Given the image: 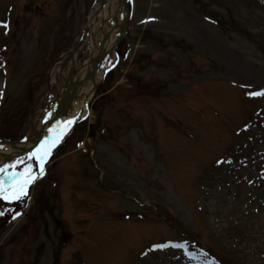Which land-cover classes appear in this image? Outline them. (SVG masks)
<instances>
[{
    "label": "rangeland",
    "instance_id": "1",
    "mask_svg": "<svg viewBox=\"0 0 264 264\" xmlns=\"http://www.w3.org/2000/svg\"><path fill=\"white\" fill-rule=\"evenodd\" d=\"M106 1L0 0V153L116 44L86 119L1 169L37 178L0 200V264H264V0H126L120 42Z\"/></svg>",
    "mask_w": 264,
    "mask_h": 264
},
{
    "label": "bare ground",
    "instance_id": "2",
    "mask_svg": "<svg viewBox=\"0 0 264 264\" xmlns=\"http://www.w3.org/2000/svg\"><path fill=\"white\" fill-rule=\"evenodd\" d=\"M121 12L124 14V6L122 3V0H107L97 11L94 18L91 20V25L89 28L94 27V23L98 22H106L109 18H115L117 23V28L120 27V22L118 21V13ZM116 28V29H117ZM102 41V47L100 50H96L92 53L91 58L88 60V62L85 64L84 68L79 72L76 80L78 82H82L86 79H88L87 83L84 85L78 84L73 87L71 91V99H77V102H74V110L72 113H70L69 118L64 119L62 118L63 127L59 133V139H55L54 141L57 142L61 139V137H65L66 133H68L70 129L69 121L76 118L78 115H81L82 117H85L88 114V110L86 106H84L83 101L89 97V93L92 90V87L94 83H97L98 80L101 77V73H98L94 75L93 79H89L91 77V74L96 67V65L100 62V59L102 58L103 54L108 51H110L112 48H114V41H115V35L113 33H110L109 31L105 32L101 36ZM67 110V105L63 107V111ZM56 117L62 113V111L57 110ZM53 130L48 126V129L46 130L47 133H52ZM62 133V135H61ZM34 143H17V149H27L32 147ZM60 148V147H59ZM20 157H22V154L14 150L12 146H8V150L4 151L3 153H0V167H6L10 166L13 163H15Z\"/></svg>",
    "mask_w": 264,
    "mask_h": 264
},
{
    "label": "snow or ice",
    "instance_id": "3",
    "mask_svg": "<svg viewBox=\"0 0 264 264\" xmlns=\"http://www.w3.org/2000/svg\"><path fill=\"white\" fill-rule=\"evenodd\" d=\"M0 27L7 29L9 25L0 23ZM253 95L258 96V97H264V92L254 93ZM68 123L71 124L73 122L69 121ZM56 139H59V136ZM54 142L55 141H53V143ZM50 150L51 149L49 146L42 145L40 149H38L35 153L32 154V157L39 159V161L41 162V165H43V162L45 158L47 157L48 152ZM41 170L43 169L41 168ZM15 175L16 174H13V177H12L15 182L11 183L8 187H5L4 183L0 181V200L6 201V202H14V201H19L27 197L29 187L35 182V179L37 178V177H34L31 171L27 169L25 170L24 173L20 174L21 176L20 179L16 180ZM0 215H3V213L0 212ZM157 247L163 248L164 246L161 245ZM171 247L180 248L181 246L179 244H174V245H171Z\"/></svg>",
    "mask_w": 264,
    "mask_h": 264
},
{
    "label": "water",
    "instance_id": "4",
    "mask_svg": "<svg viewBox=\"0 0 264 264\" xmlns=\"http://www.w3.org/2000/svg\"><path fill=\"white\" fill-rule=\"evenodd\" d=\"M122 3H123V5H124V7H125L126 17H125V19H124V21H123V23H122V25H121V36H122L123 29H124V27H125V24H126V22H127L128 16H129V11H128V8H127V6H126V2H125V0H122ZM121 39H122V38H121ZM121 39H120L119 41H121ZM111 50H112V49H111ZM111 50H110V51H111ZM110 51H108L107 53L105 52V53L103 54L102 58L100 59V62H99V63L96 65V67L94 68V70H93V72H92V74H91V77H90L89 79H93L95 73L97 72L98 68L100 67V64L104 61L105 57L108 55V53H109ZM87 81H88V79H86V80L83 81V82H73L72 85L69 86V87L67 88L66 94H65V96L63 97L62 102H61V108L64 107L66 104H68V102L70 101L72 88H73L74 86L78 85V84L83 85V84H84L85 82H87ZM94 84H95V83H94ZM61 108H60V109H61ZM54 113H55V112H54ZM52 121H53V115H52L50 118H48V119L44 122L43 127H42V131L44 130L45 126H46L49 122H52ZM48 138H50V137H48ZM48 138H47V139H43V137L41 136V137L38 139V141L35 143V145H36L35 148H32V149H26V150H24V149H17L15 143H10V144L12 145V147H13L15 150L19 151L20 153L27 154V153H30V152L34 151L36 148H39V147L42 146L43 144H45V143L48 141Z\"/></svg>",
    "mask_w": 264,
    "mask_h": 264
}]
</instances>
